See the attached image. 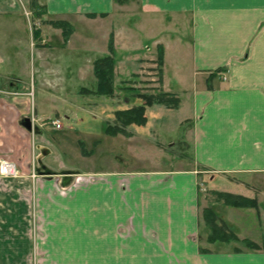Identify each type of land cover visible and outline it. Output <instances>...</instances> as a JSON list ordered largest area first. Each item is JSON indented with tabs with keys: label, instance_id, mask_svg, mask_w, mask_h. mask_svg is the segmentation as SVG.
I'll use <instances>...</instances> for the list:
<instances>
[{
	"label": "crops",
	"instance_id": "1",
	"mask_svg": "<svg viewBox=\"0 0 264 264\" xmlns=\"http://www.w3.org/2000/svg\"><path fill=\"white\" fill-rule=\"evenodd\" d=\"M39 2L46 18H64L73 25L80 22L103 36H84L89 49L86 58L70 46L75 27L69 40L59 39L57 46L50 42L52 36L46 28L32 41L29 0H0V74L4 73L0 76V157L11 148L12 156L28 153L32 144L35 153L40 152L37 148L49 149L37 143L36 137L45 116L36 111L32 115L26 108L25 96L36 97L35 87L20 90V75L28 73L27 55L40 79L44 72L52 71L51 61L63 62L64 57L76 65L78 76L84 74V67L94 73V61L108 53L113 32L117 87L118 81L129 86L132 80L131 86L138 87L139 78H145L143 68L155 66L158 49L163 47L162 80L151 86L180 99L178 126L191 125L184 135L191 142L192 162L156 170H55L45 164L47 153L43 152L39 162L53 175L44 177L39 168L41 174L33 177V155L29 153L26 168L22 157H12L11 162L26 170L25 186L34 190L38 264H264V250L236 251L241 245L236 242L209 244L201 226V177L210 174L212 184L227 183L222 190L257 199L260 221L249 218V223L250 219L255 222L252 226L240 219L244 234L236 233L264 244V0H137L138 20H146L139 25L155 48H147L148 53L141 52L138 32L130 35V27L117 24V9L123 5L116 0ZM53 34L63 36L61 29ZM119 49L123 52L120 57ZM169 50L176 56L172 64L177 85L166 68ZM3 65L8 71L1 72ZM132 65L135 68L130 69ZM153 108L157 120L174 109ZM26 117L34 118V137L30 124L24 123ZM143 135L135 132L130 137L142 141ZM182 157L174 154L172 158L178 163L185 161ZM69 174L85 179L64 185L62 178ZM217 208L228 226L221 216H227V208L242 215L240 210H255L223 204ZM27 213L28 209H16L13 217Z\"/></svg>",
	"mask_w": 264,
	"mask_h": 264
},
{
	"label": "rangeland",
	"instance_id": "2",
	"mask_svg": "<svg viewBox=\"0 0 264 264\" xmlns=\"http://www.w3.org/2000/svg\"><path fill=\"white\" fill-rule=\"evenodd\" d=\"M41 5L39 2V6ZM120 5L123 6L117 9V16L115 17L117 24L122 23L130 27L132 29L130 35L132 33L136 36L134 33L138 32L142 41L141 52H147V48L155 50L153 40L146 36L147 33L143 32V29L139 25L141 22L146 23V20H138L140 5H138L137 0H128ZM26 6L30 10V7ZM32 10L28 19L33 31L38 30L41 34V30L48 29V33L52 36V38H49L50 42L54 46L58 45L59 39L65 41L63 36V38H59L53 34L55 30L61 28L51 23L53 20H65L64 18H46V11L41 14V17H37L32 13ZM40 10L39 8V12ZM147 22L148 28H151L152 23L150 21ZM25 24L29 25V22L26 21ZM113 25L117 26L116 23H113ZM73 26L77 28V32L71 37L69 41L71 42L70 46H73L74 50L78 49L83 54L81 58H86L89 54L86 38H89L93 34H96L97 37L103 35L98 30L92 29L89 31L88 25L80 22L75 23ZM27 33H30V29ZM189 34L190 32L186 33V35ZM94 37L95 35L92 36V38ZM85 46L84 50L83 47ZM67 49L72 50V47ZM122 53L119 49L117 56ZM28 57L29 55H27L28 65L26 67L28 73L20 75L22 76L20 90L30 91L31 86H33V90L35 87L36 97H32L31 95L25 96V99L29 102L26 108L31 114L36 111L38 116H45V119L41 122V130L37 133V129H35V133H37V143L42 142L49 147V152L43 156V160L49 168L72 171L104 170L113 167L129 170H156L174 166H188L192 162V159H190L192 157L191 142L185 140L184 135L191 125L188 126V123L181 127L178 126L181 112L177 108L172 109L168 115L164 116L163 120H157L155 119L157 112L153 108L154 106L147 107L146 114L148 121L146 125H129L126 130L130 132L126 134L119 133L117 136L122 135L119 137H113L105 133L107 124L114 123L115 110L142 104L143 100L137 97L138 93H157L161 90L159 86H151L152 83L159 82L160 73L156 62L157 54L154 60L155 66L149 64L143 68L144 72L142 76L145 78H139L138 87L131 86L135 83L132 80L128 83V87L130 88L127 90L125 82L118 81V89L111 97L98 96L84 90L82 91L83 87L91 90L97 88V80L94 73L92 70L87 72V67H84L83 72L84 74L89 73V75L83 74L78 76L75 71L76 65H73L68 58L65 59L64 57L63 62L51 61L52 71L44 72L42 75L44 79H40L38 73L34 74L33 64L30 63ZM174 58L176 59L174 51L169 50L167 52L166 68L174 85H177L178 82L174 77L175 68L172 64ZM147 61L152 62L149 59ZM184 67L187 68L188 65L185 63ZM7 68V65H3L1 72L8 71ZM133 68H135V65H132L130 69ZM3 74H0V76ZM153 77L155 78L154 80L151 79ZM1 80L3 79L0 78ZM3 97L4 95H2ZM156 106L158 107L159 105ZM162 107L167 108L165 106ZM50 119H59L63 127L57 129L51 124ZM135 132L144 134V138L140 137L142 141L137 140V138L135 139V137H130L131 135L134 136ZM151 134L152 136H150ZM31 137L34 136L31 135ZM32 146L28 153L16 154L14 156L15 158L22 157L24 161L22 167L26 168V163L31 158L28 157L29 153L33 155L30 159V164L31 160L32 163L35 161V172L39 175L41 173L38 174V152L35 153L34 144ZM83 146L86 148V155L83 153ZM37 150L40 151L41 149L37 148ZM14 153L12 148L6 150L5 153L3 152V156L1 155L0 161L12 159ZM174 154L176 157L183 156L182 158H185V161L175 163L174 160L176 161V159L172 158ZM18 170L19 176H5L0 173V264H38L35 243L39 234V221L35 210L34 190L32 187L25 186L23 178H25L24 173H26V170L24 171L23 168L20 169L19 167ZM48 171L44 170L42 175L44 177L52 176L53 171ZM208 175L201 177V209H204L205 206H210L213 209L215 208L214 210H219L220 208H217V206H221L222 204L229 206L223 200H219L217 195L218 192H227L222 190L223 184L227 185V183L220 181L218 184H212ZM23 208L28 209L27 214L21 217H13V212L16 209ZM238 208L249 209L251 207ZM226 210L228 211L227 216H223V213L221 216L229 222V226L235 232L241 235L244 234L242 227L245 225H241L240 219L244 224L252 226H256L255 222L261 219L258 208H255L254 212L240 210L245 213L244 215L232 210V208H227ZM249 218H253L255 222L251 223L253 220L250 219L249 223ZM201 226H203V222ZM239 248L247 250L243 245H240ZM258 250H264V244Z\"/></svg>",
	"mask_w": 264,
	"mask_h": 264
},
{
	"label": "trees",
	"instance_id": "3",
	"mask_svg": "<svg viewBox=\"0 0 264 264\" xmlns=\"http://www.w3.org/2000/svg\"><path fill=\"white\" fill-rule=\"evenodd\" d=\"M126 1L128 0H116V2L120 4ZM28 6L30 7V11L33 9L32 13H34L37 17H41V14L43 12L45 13L44 6H39V0H29ZM39 8L41 9L40 12ZM103 15L105 16L107 14L103 13ZM88 16L96 17L97 14L89 13ZM51 23L62 29L65 41L69 39L70 35L74 31V26L67 20H53ZM33 35L35 39H38L40 37V32L38 30H34ZM156 62L159 66V81H161L162 66L164 62V49L162 46H160L158 49ZM115 65V40L114 33L112 32L108 41V53L94 61L93 71L94 76L97 79V88L95 90H83L98 96H113L118 89L117 85L115 84ZM126 88L128 90L130 87L127 86ZM137 97H140L143 100L142 104L115 110L114 123L107 124L105 128L106 134L111 136H115L119 133L126 134V128L129 125H146L148 121L146 114L147 107L159 105L165 106L167 108H177L180 104V99L177 96L163 90H160L157 93H138ZM83 149V153L86 155L87 152H85L86 148L84 146ZM217 195L219 200H223V202L229 206L258 208V201L256 198H250L230 192H218ZM201 218L203 222L202 230L205 234V241L209 244H228L236 242L245 246L249 250H258L262 248V245L253 241L252 239L240 238L237 233L231 229L210 206L205 207L202 210ZM201 250L203 252L207 251V249L204 247H201ZM234 250L241 251L242 249L235 247Z\"/></svg>",
	"mask_w": 264,
	"mask_h": 264
},
{
	"label": "built area",
	"instance_id": "4",
	"mask_svg": "<svg viewBox=\"0 0 264 264\" xmlns=\"http://www.w3.org/2000/svg\"><path fill=\"white\" fill-rule=\"evenodd\" d=\"M50 120H51V124L57 129H61L63 127L59 119H50ZM0 173H2L5 176H19V170L17 165L11 162L10 160L0 161ZM34 176L35 174H33V177ZM84 179L85 176L78 174L74 178V182L78 183L80 181H83Z\"/></svg>",
	"mask_w": 264,
	"mask_h": 264
},
{
	"label": "flooded vegetation",
	"instance_id": "5",
	"mask_svg": "<svg viewBox=\"0 0 264 264\" xmlns=\"http://www.w3.org/2000/svg\"><path fill=\"white\" fill-rule=\"evenodd\" d=\"M34 120V119H33ZM33 120H32V118L31 117H26L25 119H24V123L26 124H30V133L32 134V136H35L36 135V133H35V129H37V127H36V124L34 125V123H33ZM31 121V122H30ZM41 150H40V152L38 153V156L39 155H41L43 152H45V153H48L49 152V149H43L42 150V148H40ZM40 157L41 156H39L38 158V168H40L41 170H46V167H44V165L43 164H41L39 161H40ZM36 158H37V156H36ZM36 171V164L33 162V174H35V176L37 175V172H35ZM20 174V173H19ZM32 174V175H33ZM76 175L77 174H69V175H67L66 177H68V176H71V177H73V181L71 182V183H68V184H66V185H71L73 182H74V178L76 177ZM65 178V177H64ZM64 178H62V182H64L65 180H64ZM68 180H66L65 182H67Z\"/></svg>",
	"mask_w": 264,
	"mask_h": 264
},
{
	"label": "water",
	"instance_id": "6",
	"mask_svg": "<svg viewBox=\"0 0 264 264\" xmlns=\"http://www.w3.org/2000/svg\"><path fill=\"white\" fill-rule=\"evenodd\" d=\"M64 180H65V181L68 180L67 182H65V181L63 182L64 185H66V184L71 183V182L73 181V177L68 176V177H65Z\"/></svg>",
	"mask_w": 264,
	"mask_h": 264
}]
</instances>
